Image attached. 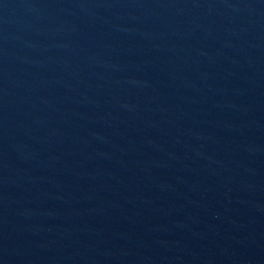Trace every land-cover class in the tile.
Here are the masks:
<instances>
[{"label":"water","instance_id":"95a60500","mask_svg":"<svg viewBox=\"0 0 264 264\" xmlns=\"http://www.w3.org/2000/svg\"><path fill=\"white\" fill-rule=\"evenodd\" d=\"M0 264H264V0H0Z\"/></svg>","mask_w":264,"mask_h":264}]
</instances>
